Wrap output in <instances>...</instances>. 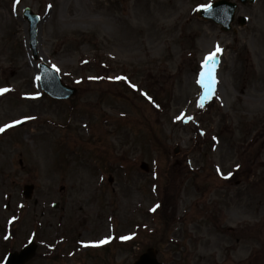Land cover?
<instances>
[{"label":"rangeland","instance_id":"1","mask_svg":"<svg viewBox=\"0 0 264 264\" xmlns=\"http://www.w3.org/2000/svg\"><path fill=\"white\" fill-rule=\"evenodd\" d=\"M211 1L0 0V88L9 89L0 126L21 121L0 132V262L32 238L38 248L27 264H131L148 246L165 264H215L213 249L220 264L226 234L235 245L243 236L238 257L257 249L255 263L264 264V180L261 201L251 196L254 213L235 217L239 177L215 178L217 166L232 171L248 155L264 178V0L238 4L228 31L195 15ZM24 7L43 17L37 60L76 86L74 96L40 90ZM217 44L212 95L197 81ZM117 76L127 80L110 79ZM182 114L194 119H176ZM25 183L34 185L30 198ZM243 186L242 198L255 191ZM238 219L244 234L227 226Z\"/></svg>","mask_w":264,"mask_h":264},{"label":"water","instance_id":"2","mask_svg":"<svg viewBox=\"0 0 264 264\" xmlns=\"http://www.w3.org/2000/svg\"><path fill=\"white\" fill-rule=\"evenodd\" d=\"M242 3L253 0H240ZM210 10L207 8H202L198 11V15L205 19H212L215 22L222 23L224 29L229 28L230 21L233 18V13L235 9V4L229 0H217L210 5ZM24 16L29 21V36H30V46L32 48L33 54L36 55V27L38 24L37 16L33 15L27 8L24 11ZM42 71V88L52 96L63 98L74 94L75 89L71 88L61 82L59 77L53 72L51 68L45 66L44 64L39 65ZM145 167L144 164H142ZM26 196H30L32 186H25ZM35 252V244L30 243L24 246L20 252H12L8 254L5 264H24L31 257H33ZM132 264H163L158 262L156 259V249L148 248L144 253H142L138 259H136Z\"/></svg>","mask_w":264,"mask_h":264},{"label":"snow or ice","instance_id":"3","mask_svg":"<svg viewBox=\"0 0 264 264\" xmlns=\"http://www.w3.org/2000/svg\"><path fill=\"white\" fill-rule=\"evenodd\" d=\"M19 0H14V7L15 4L18 3ZM49 7H51V5H49ZM201 7L207 8L210 10L211 6L210 5H201ZM222 52V49L220 48L219 44H217L214 48V50L212 52H209L206 54V56L204 57V59L202 60V68L201 71L199 73V79H198V83L201 84L202 86L207 88V93H210L212 95H214V85L218 82L217 78L215 76V67L218 64L217 61V54ZM207 76L208 78V83L205 84V77ZM37 79H39V77H37ZM90 79H99V77H90ZM110 79H115V80H127V77H111ZM131 87L136 88L137 85L135 84H131ZM9 89L8 88H0V94H3L5 92H8ZM145 96H147V93H143ZM149 99H151V97H149ZM203 99V98H202ZM198 106L203 108L204 105L202 102H198ZM31 117H25L24 119H30ZM184 119L185 121H191L194 119V117L192 116H183V114L181 116H177L176 119ZM21 121L17 120V121H13V124L16 123H20ZM12 124H4L3 126H0V132H4L7 128L11 127ZM201 134L203 135L204 133L201 132ZM216 138L213 137V140H215ZM237 167H239V165H237ZM217 171L220 172L221 169L219 166H217ZM159 207V205L154 206L151 210L155 211L156 208ZM122 240H126L129 239V237L124 236L121 237ZM111 240V237H104L102 239H99L97 241H90L87 242L86 246L91 245V246H100L103 244L108 243Z\"/></svg>","mask_w":264,"mask_h":264},{"label":"flooded vegetation","instance_id":"4","mask_svg":"<svg viewBox=\"0 0 264 264\" xmlns=\"http://www.w3.org/2000/svg\"><path fill=\"white\" fill-rule=\"evenodd\" d=\"M251 172H252V169H249L247 174L253 175V174H249ZM243 194H244V192L241 193V197H240V199L242 200V204H240L241 212L236 213L238 216L235 215V217H239L240 214L245 215V214L251 212V205H249V204L245 205L244 204V197L242 198ZM247 208H249L250 211ZM232 214H233V210L231 209L230 215L232 216ZM224 218L229 220L230 216L229 217L225 216ZM228 227L235 229L234 231L238 230L239 234H244L245 228L248 226L244 227L243 219H238L233 226H228ZM222 235L223 236L220 238L222 239V241L226 242V247L224 248L225 251L222 252V254H221L220 264H253V263H255V260L260 257L261 253L257 249H254L251 252L250 257L245 256V255L238 257V253L244 252V250H245L244 241H242L240 243V240L242 239L243 236H236L235 237V239L238 243V245H235L232 243L231 238L229 236H227L226 234H222ZM217 245H218V243H217ZM218 254H219L218 251H215V249H213L211 251V256L213 257L215 264H217V261L219 260V259H217V260L215 259L216 256H218ZM255 264H257V263H255Z\"/></svg>","mask_w":264,"mask_h":264}]
</instances>
